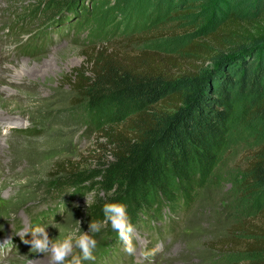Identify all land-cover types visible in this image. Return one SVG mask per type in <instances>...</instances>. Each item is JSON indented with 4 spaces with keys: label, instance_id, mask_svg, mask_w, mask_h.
I'll return each mask as SVG.
<instances>
[{
    "label": "rangeland",
    "instance_id": "rangeland-1",
    "mask_svg": "<svg viewBox=\"0 0 264 264\" xmlns=\"http://www.w3.org/2000/svg\"><path fill=\"white\" fill-rule=\"evenodd\" d=\"M40 1L0 0V243L11 241L0 246V264H50L49 254L30 252L19 234L38 223L36 216L41 217L37 225H49L53 239L59 229L61 234L87 231L92 220L87 209L96 191L78 196L72 187L51 185L56 161L93 167L110 159L103 136L89 128L103 119L91 116L68 83L86 51L106 42L175 54L190 40L204 38L225 4L246 9V0L88 1L77 27L51 30L45 37L50 7ZM250 115L247 105L236 107L213 176L188 208L182 205L175 214L164 208L145 227L133 225V255L119 240L110 260L94 254L84 264H254L243 245L251 237L241 229L264 207V188L246 189L248 164L264 144V134ZM106 229L95 234L97 243ZM229 238L242 244L225 247Z\"/></svg>",
    "mask_w": 264,
    "mask_h": 264
},
{
    "label": "trees",
    "instance_id": "trees-1",
    "mask_svg": "<svg viewBox=\"0 0 264 264\" xmlns=\"http://www.w3.org/2000/svg\"><path fill=\"white\" fill-rule=\"evenodd\" d=\"M88 1L97 0H41L50 7L42 34L77 27ZM223 8L205 37L190 40L178 53L104 42L86 51L84 64L71 70L69 85L91 116L103 119L89 128L103 136L110 159L93 167L56 161L51 185L72 187L78 196L96 191L87 209L90 219L103 221V205L113 201L126 204L132 225L142 227L164 208L173 213L188 208L212 178L240 105L251 108L250 117L264 134V0H246L242 10ZM207 61L212 64L204 66ZM247 174L246 189L264 188V144ZM245 222L241 231L251 238L244 248L254 264H264V207L255 222ZM106 225L94 250L104 261L120 246L117 232ZM241 242L229 238L223 244L235 248Z\"/></svg>",
    "mask_w": 264,
    "mask_h": 264
},
{
    "label": "clouds",
    "instance_id": "clouds-1",
    "mask_svg": "<svg viewBox=\"0 0 264 264\" xmlns=\"http://www.w3.org/2000/svg\"><path fill=\"white\" fill-rule=\"evenodd\" d=\"M102 212L103 221L91 220L88 223L87 231H69L67 234H61L56 224H50L59 229V236L54 239L49 236L47 231L49 225H36L19 234L23 242L30 246V252L38 255L49 254L50 264H84V261L95 259L94 250L97 245L95 234L104 225L110 224L122 241L124 251L128 255H133L136 252L135 230L128 215L127 205L118 201L106 202ZM29 232L30 238H24ZM9 242L11 241L5 240L0 243V246Z\"/></svg>",
    "mask_w": 264,
    "mask_h": 264
}]
</instances>
